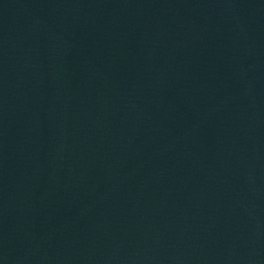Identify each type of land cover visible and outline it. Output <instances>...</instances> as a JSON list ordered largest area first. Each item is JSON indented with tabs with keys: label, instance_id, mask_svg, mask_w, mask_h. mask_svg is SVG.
Here are the masks:
<instances>
[{
	"label": "water",
	"instance_id": "water-1",
	"mask_svg": "<svg viewBox=\"0 0 264 264\" xmlns=\"http://www.w3.org/2000/svg\"><path fill=\"white\" fill-rule=\"evenodd\" d=\"M0 264H264V0H0Z\"/></svg>",
	"mask_w": 264,
	"mask_h": 264
}]
</instances>
